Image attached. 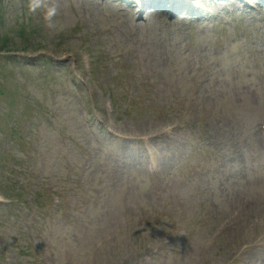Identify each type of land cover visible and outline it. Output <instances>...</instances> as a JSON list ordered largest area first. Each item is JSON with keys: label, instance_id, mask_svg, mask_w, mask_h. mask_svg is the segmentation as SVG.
Wrapping results in <instances>:
<instances>
[{"label": "rangeland", "instance_id": "1", "mask_svg": "<svg viewBox=\"0 0 264 264\" xmlns=\"http://www.w3.org/2000/svg\"><path fill=\"white\" fill-rule=\"evenodd\" d=\"M107 1L110 4L104 7V4L97 5L95 0H48L59 6L57 19L63 25L62 31L53 32L45 27L42 13L28 14V0H0V24L9 27V36L17 43L20 42L17 32H26L21 40L27 44L26 57L31 61L20 59L18 65L7 61L0 63L4 107L15 121L17 136L21 123L22 132L31 142L26 147V143L17 138L13 147L16 150H13L14 159L0 147V189L18 203L15 193L26 188L47 194L51 185H60L70 195L78 193L76 200L71 199L70 207L64 203L59 212L62 213L61 220L70 223L73 222L70 215L83 219L91 215L87 220L90 225L87 247L79 250L77 264H83L87 259L95 241L103 244L96 263L107 260L118 263L122 256L142 247L133 231L142 225L141 221L152 223L150 215L155 213L161 198L167 196V188L155 184L151 190L147 179L137 174L146 170L141 145L143 136H151L152 146L159 148L166 143L164 135L169 125L192 127L196 120L201 122L202 115L212 103L216 104L217 110L239 112L247 125L264 120V91L259 93L255 84L259 72H255V79L254 74L249 77L245 69L248 62L242 53V47L257 51L264 66V13L251 0H247L248 4L256 9H238L236 0H233L235 3H225L222 14L225 19H230L227 27L218 23L202 24L201 27L196 23L185 25L191 29L193 41L205 47L208 53L205 67L197 73L190 70L188 58L181 53L184 44L179 47L175 42L174 48L168 47L166 32L171 20L168 16L163 24L146 21L147 16L138 19L135 27H140L141 33L143 30L149 33L135 35L144 46L140 51V63L137 53L133 52V40L137 39L131 37L130 17L115 7L118 0ZM138 12L143 14L144 11L139 9ZM247 40L249 44L241 46L240 42ZM227 42L231 45L227 46ZM210 50H215L217 57H212ZM37 51L41 54H32ZM89 52L93 57L99 56L97 63L93 60L98 80L90 85L92 101L82 82L73 86L68 80L75 59L80 62V55ZM77 67H81L79 63ZM206 74L220 77L222 74L224 81L212 86L210 76ZM195 77L203 80L207 89L200 85L195 90L193 87L197 82L189 79ZM99 83L103 91L112 89L117 101L129 104L130 118L116 117L114 113L109 115V106H102L97 94ZM18 94L26 103L22 117L14 110ZM80 96L88 102L87 111L91 114L88 124L81 121V111L74 99ZM93 103H98L99 108L94 109ZM248 132L250 145L253 138L259 141V135L251 128ZM179 134L189 137L184 131ZM228 134L238 140L235 134ZM258 144L256 156L252 151L249 154L250 161H264L263 147L260 142ZM122 166L130 167V170ZM178 175L184 179L186 170L181 169ZM263 197L264 193H259L255 196L257 201H252L241 212L238 223L249 235L250 228L259 226L264 216ZM33 202L35 208L22 207L21 212L20 206L14 204L0 207L1 232L8 236L9 246L16 239L21 240L22 250H13L21 261L18 264L39 263L28 246L29 231L40 237L41 242H52L58 263L62 251L69 248L67 241L71 230L57 220L51 222L52 212L40 194L33 198ZM90 208L93 213H86ZM220 211L228 212L224 208ZM165 220L166 226H170V218ZM190 223L193 244L198 247L209 245L214 222L199 220ZM178 226L181 230L188 228L182 221ZM219 242L220 239L216 245ZM229 242L231 240L225 238L221 243L226 245ZM158 245L156 242L155 247ZM216 245L208 254L213 261L219 260L214 255L215 249H219ZM49 251L53 253L52 249ZM171 252V247L159 252L164 264H177L176 259L170 257ZM118 253L123 255L117 257ZM41 254H44L42 250ZM166 256L168 260H164ZM88 263L94 264L92 261Z\"/></svg>", "mask_w": 264, "mask_h": 264}, {"label": "clouds", "instance_id": "2", "mask_svg": "<svg viewBox=\"0 0 264 264\" xmlns=\"http://www.w3.org/2000/svg\"><path fill=\"white\" fill-rule=\"evenodd\" d=\"M27 12L32 15L42 13L45 27L49 30L53 32L63 30V25L57 19L60 9L56 3H50L48 0H28Z\"/></svg>", "mask_w": 264, "mask_h": 264}, {"label": "bare ground", "instance_id": "3", "mask_svg": "<svg viewBox=\"0 0 264 264\" xmlns=\"http://www.w3.org/2000/svg\"><path fill=\"white\" fill-rule=\"evenodd\" d=\"M143 14H140L139 17H141ZM153 17L155 18H159V15L157 14H154ZM186 53V50H182V54H185ZM107 221V220H106Z\"/></svg>", "mask_w": 264, "mask_h": 264}]
</instances>
